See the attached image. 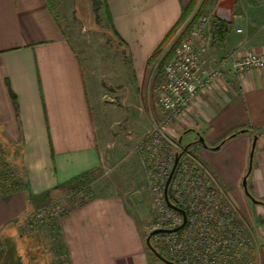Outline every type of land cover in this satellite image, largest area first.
Here are the masks:
<instances>
[{
	"label": "crops",
	"instance_id": "0c3cea01",
	"mask_svg": "<svg viewBox=\"0 0 264 264\" xmlns=\"http://www.w3.org/2000/svg\"><path fill=\"white\" fill-rule=\"evenodd\" d=\"M192 1L102 0L99 14L124 56L112 72L114 82L101 86L94 72L92 84L87 79L83 58L52 0H0V141L20 149L25 189L0 199V232L14 236L12 221L28 212L30 202L49 191H65L71 181L102 165L107 136L120 128L103 118L108 114L103 109L109 106L105 110L111 115L117 109L129 119L142 117V109L152 113L145 97L158 98L153 78L187 21L152 60L153 54ZM219 10L232 15L225 20L227 40L221 45L212 41L209 49L210 64L219 65L222 74L170 124L168 135L179 143L186 138L184 147L197 149L241 207L264 213V68L235 73L231 66L234 52L264 54V0H224L216 16ZM105 93L121 104L113 99L103 107ZM131 125L136 133L142 129ZM200 136L208 147L196 142ZM246 176L250 193L260 202L245 193ZM140 230L122 195L112 194L98 195L59 217L51 236L60 264H148ZM13 242L8 240L10 247ZM18 263L17 254L10 253L8 264Z\"/></svg>",
	"mask_w": 264,
	"mask_h": 264
},
{
	"label": "rangeland",
	"instance_id": "374dc122",
	"mask_svg": "<svg viewBox=\"0 0 264 264\" xmlns=\"http://www.w3.org/2000/svg\"><path fill=\"white\" fill-rule=\"evenodd\" d=\"M223 1L193 0L185 7L187 11L190 9L185 24L194 22L189 31L202 17L208 18L206 35L210 45L213 41L212 21ZM52 2L68 38L83 58L90 84L92 72L101 86L112 82L115 77L113 73L118 70L116 64L121 61L124 53L111 32L109 22L99 14L102 0ZM165 63L163 60L153 78L157 85L164 77ZM105 94L106 97H101L103 107L105 104L108 106L106 101L113 99L116 101L114 104H121L117 97ZM145 98L152 112L148 114L151 115L142 109V117L129 119L122 117L117 109L112 110L115 111L112 115L108 111L109 106L108 110L103 109L102 113H108L103 118L113 120L116 122L114 125L120 128H115L117 133L111 132L107 136L109 148L102 153V165L90 175L71 182L65 191H49L47 195L33 200L28 212L33 208L60 204L61 207L65 205L66 209L59 214L62 217L98 195H122L140 226L148 264H167L150 250L146 238L159 221L164 223L166 219L173 220L176 216L181 219L182 213L168 206L164 190L177 153L182 151L183 143L187 140L185 138L183 143H179L178 138L169 136L167 131L166 137H156L154 148L148 149L147 145L146 149L141 148L143 140L149 141L148 131L152 126L166 117L157 99ZM132 123L142 127L139 133L133 129ZM20 152L16 145L0 141L1 200H7L13 193L25 190L21 185L24 169L20 163ZM173 176L174 185H170L168 193L171 201L187 212L188 226L179 233L161 232L159 236H152V244L162 256L177 264H220L219 261L212 262L213 258L221 259L224 256L225 264H264V213L247 210L231 198L193 146L181 159L176 175ZM80 189H84L82 194L69 198V194ZM50 219V224L36 229L29 227L25 214L13 220L17 227L14 236H10L8 230L0 232V264H8L10 253L17 254L20 264H60L55 256L57 247L51 236L58 217L51 216ZM43 220L49 221L47 218ZM9 239L14 240L12 247L8 243ZM180 240H184L183 248L178 246ZM202 254L206 255L205 258L201 257Z\"/></svg>",
	"mask_w": 264,
	"mask_h": 264
},
{
	"label": "built area",
	"instance_id": "2783aa9c",
	"mask_svg": "<svg viewBox=\"0 0 264 264\" xmlns=\"http://www.w3.org/2000/svg\"><path fill=\"white\" fill-rule=\"evenodd\" d=\"M208 24V18L202 17L187 33V36L178 42L173 56L166 61L164 65V77L158 85L157 98V102L161 109L165 112L166 117L155 123L149 131V136L147 137L149 138V141L145 142L144 140L142 145H140L141 148L146 149V145L148 146V149L154 148L156 144V137H166V132L168 131V126L171 121L189 109L198 93L205 87L212 85L221 76L222 70L220 66L217 64H210L209 61L210 43L208 42V37L206 35ZM237 31L240 32L242 29H238ZM231 66L235 73H242L255 68H264V54H257L251 50H246L239 55L237 52H234L232 55ZM188 150L183 153L180 161ZM179 164L174 175H176ZM174 177L175 176H173L170 185H174L172 182L174 181ZM153 180L154 177L151 181ZM83 191L84 189H80L75 193L69 194V198H74L82 194ZM64 201L67 202V200ZM64 206L61 207L60 204H56L54 206L33 208L25 214L29 227L35 229L45 227L51 223V216L60 217L59 214H62L66 210L64 209ZM44 218L49 219V221H44ZM171 220V218L166 219L164 223L159 221L151 229H174L182 225L184 218L181 214L180 220L177 216L172 221ZM187 226L188 221L182 229H186ZM182 229H180V231L178 230L168 233H179ZM159 234L161 233L155 234L153 238L155 236H159ZM178 246L183 248L184 240H180L178 242ZM156 249L158 250V248ZM205 256V254L201 255L203 258H205ZM213 259L214 261H212V259L211 261L214 263H218V261L220 264L226 263L225 256L221 259Z\"/></svg>",
	"mask_w": 264,
	"mask_h": 264
},
{
	"label": "water",
	"instance_id": "95a60500",
	"mask_svg": "<svg viewBox=\"0 0 264 264\" xmlns=\"http://www.w3.org/2000/svg\"><path fill=\"white\" fill-rule=\"evenodd\" d=\"M223 13V14H222ZM217 16L220 17L221 19L223 20H229L231 19V12H225V11H218L217 13ZM236 134V133H235ZM234 134V135H235ZM196 142H201L204 147H208V145L206 144L204 138L202 136L199 137V139L196 141ZM223 144V143H222ZM222 144H219L217 145L216 147H214L215 149H219L221 147ZM191 144H188L186 145L181 152L177 153V156H176V159H175V163H174V166L171 170V173L169 175V178L166 182V186H165V200L168 204L169 207L181 212L183 214V217H184V221L182 223L181 226L177 227V228H174V229H156V230H152L150 231V233L148 234L147 238H146V244L147 246L150 248V250L157 256L159 257L163 262L167 263V264H177L176 262L162 256L160 254V252L154 247V245L152 244V236H154L155 234H158V233H161V232H174V231H178L180 229H182L186 223H187V220H188V215H187V212L185 211V209L179 207L178 205L174 204L171 199H170V196H169V193H168V189H169V185H170V182L173 178V175L176 171V168L179 164V161H180V158L181 156L183 155V153L188 150L190 148ZM255 146H256V137L254 138V142H253V146H252V152H251V158L253 157V154H254V149H255ZM249 174V172H248ZM248 176V175H247ZM247 176L244 178L243 180V186H244V189H245V192L246 194L251 198L253 199L255 202H260L259 200H257L256 198H254L252 196V194L248 191V188H247Z\"/></svg>",
	"mask_w": 264,
	"mask_h": 264
},
{
	"label": "trees",
	"instance_id": "16d2710c",
	"mask_svg": "<svg viewBox=\"0 0 264 264\" xmlns=\"http://www.w3.org/2000/svg\"><path fill=\"white\" fill-rule=\"evenodd\" d=\"M97 9H98V7H97ZM189 11H190V9L188 11L185 8L183 9L182 16H181L180 20L178 21V23H176V25L168 33V35L166 36V38L164 39V41L162 42V44L155 51V53L153 54L152 60L155 59L156 57H158L161 54L163 48L172 40V38L175 36V34L177 33V31L180 29V27L186 22V19H187V16H188ZM193 23L194 22H192L191 24L189 23L188 25H186V27L184 28L183 33L181 34V36L176 41V43L172 46L169 55H167L164 58L165 61L169 60L172 57V54H173V52L175 50V47L177 46L178 42L186 34V31L187 32L189 31V29L192 27ZM229 29L230 28H229L228 22L225 21V20H223V19H221V18H219L218 16H216L213 19L212 25H211V32H212V39H213V41L215 43L220 44V45L223 44L227 40V38H228ZM239 133H241V131L237 132L236 134H239ZM234 136L235 135H231L224 142H226L227 140H230ZM77 179H81V177L80 178H76L74 180V182ZM71 182H73V181H71ZM45 195H47V194H44V196Z\"/></svg>",
	"mask_w": 264,
	"mask_h": 264
}]
</instances>
